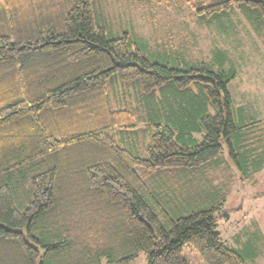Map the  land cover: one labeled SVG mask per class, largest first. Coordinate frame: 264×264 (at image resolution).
Here are the masks:
<instances>
[{
  "label": "trees",
  "instance_id": "16d2710c",
  "mask_svg": "<svg viewBox=\"0 0 264 264\" xmlns=\"http://www.w3.org/2000/svg\"><path fill=\"white\" fill-rule=\"evenodd\" d=\"M97 2L0 0V264H130L141 251L189 264L185 244L206 264H247L216 230L227 194L205 173L224 144L243 173L262 165L236 71L147 48ZM185 2L201 20L264 18V0Z\"/></svg>",
  "mask_w": 264,
  "mask_h": 264
},
{
  "label": "rangeland",
  "instance_id": "374dc122",
  "mask_svg": "<svg viewBox=\"0 0 264 264\" xmlns=\"http://www.w3.org/2000/svg\"><path fill=\"white\" fill-rule=\"evenodd\" d=\"M97 1L115 29L131 30L147 48L170 47L189 59L206 60L216 71L234 69L236 75L229 87L237 119L256 121L264 129V18L250 19L233 8L201 20L185 0L178 4L173 0L162 4L150 0ZM217 51L225 53L222 61ZM261 159L260 167L251 163L249 171L243 173L224 144L214 168L205 169L211 181L227 194L223 209L230 215L218 219L216 230L226 244L240 250L247 264H264V156ZM183 255L189 264H206L191 244L184 245ZM103 264L108 263L104 260ZM130 264H147V253L141 251Z\"/></svg>",
  "mask_w": 264,
  "mask_h": 264
}]
</instances>
